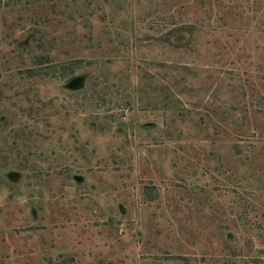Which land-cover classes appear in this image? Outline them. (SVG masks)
Instances as JSON below:
<instances>
[{
  "label": "rangeland",
  "instance_id": "obj_1",
  "mask_svg": "<svg viewBox=\"0 0 264 264\" xmlns=\"http://www.w3.org/2000/svg\"><path fill=\"white\" fill-rule=\"evenodd\" d=\"M0 264H264V0H0Z\"/></svg>",
  "mask_w": 264,
  "mask_h": 264
},
{
  "label": "trees",
  "instance_id": "obj_2",
  "mask_svg": "<svg viewBox=\"0 0 264 264\" xmlns=\"http://www.w3.org/2000/svg\"><path fill=\"white\" fill-rule=\"evenodd\" d=\"M185 34V31H183L182 29L181 30H178L174 33L173 36L175 37H182L184 36ZM78 63V62H77ZM54 67V70L56 69V67H60L59 68V72H60V81H65V86L66 87H69V88H73V87H77V85L80 83L77 82L76 80H82V76L76 74V69H74L75 66H73V63L71 62H68V63H65V64H61V65H56V66H53ZM34 73H35V70H34ZM78 85V86H79Z\"/></svg>",
  "mask_w": 264,
  "mask_h": 264
}]
</instances>
